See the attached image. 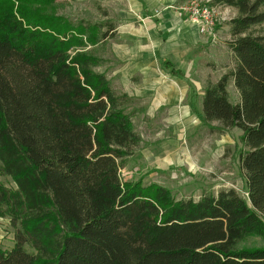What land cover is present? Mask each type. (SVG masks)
Here are the masks:
<instances>
[{
	"label": "trees",
	"instance_id": "trees-1",
	"mask_svg": "<svg viewBox=\"0 0 264 264\" xmlns=\"http://www.w3.org/2000/svg\"><path fill=\"white\" fill-rule=\"evenodd\" d=\"M235 7V66L207 79L192 108L242 131L246 197L235 188L178 198L145 175L124 180L142 140L106 72L114 22L73 20L60 0H0V264H264V0ZM164 67L171 65L163 62ZM240 100L231 101L230 81ZM246 244V245H245Z\"/></svg>",
	"mask_w": 264,
	"mask_h": 264
},
{
	"label": "rangeland",
	"instance_id": "rangeland-1",
	"mask_svg": "<svg viewBox=\"0 0 264 264\" xmlns=\"http://www.w3.org/2000/svg\"><path fill=\"white\" fill-rule=\"evenodd\" d=\"M65 6L62 13L73 20L89 19L92 22L110 20L118 23V9L112 1L107 0H60ZM185 4L189 0H179ZM221 10L229 9V20L221 21L216 27V44L222 46L219 50L221 60L215 61L214 70L221 76L235 66L234 56L230 50L232 40L229 22L238 15L235 7L217 3ZM256 34L264 32V24L255 27ZM117 36V35H116ZM111 38L104 49L105 64L100 71L106 72L112 85L118 93L124 92V80L120 69L126 66L117 55L115 39ZM116 40V39H115ZM206 41V40H205ZM119 71V72H118ZM231 101L240 100L238 90L231 80L228 86ZM128 111H135L133 123L142 140L134 148L127 166L121 169L124 180L134 179L135 176L145 175V182H157L173 190L178 198L199 199L202 194L212 192L217 194L224 188H235L245 194V178L240 166V152L245 149L240 139L242 131L232 128L221 132L220 124L213 122L210 126L200 119L194 121L174 122L159 120L153 116L159 113L162 117L164 110L156 112L147 100L134 99ZM189 126L194 128H188ZM0 183L14 188V181L0 174ZM247 197V196H246ZM0 227L5 229L3 243L12 240L13 232L9 218L0 217ZM4 240V241H3ZM7 243V244H8ZM247 245H264L260 239H248ZM245 244V245H246Z\"/></svg>",
	"mask_w": 264,
	"mask_h": 264
},
{
	"label": "crops",
	"instance_id": "crops-1",
	"mask_svg": "<svg viewBox=\"0 0 264 264\" xmlns=\"http://www.w3.org/2000/svg\"><path fill=\"white\" fill-rule=\"evenodd\" d=\"M107 1L118 9L114 45L126 62L120 69L126 83L123 91H131L134 99L147 100L156 112L164 110L162 117L159 113L153 116L158 120L199 119L192 104H202L207 79L221 77L214 67L221 60L222 46L205 41L198 26L179 10V0ZM164 61L171 65L164 67ZM4 233L0 227V241ZM7 243L11 245L12 240Z\"/></svg>",
	"mask_w": 264,
	"mask_h": 264
},
{
	"label": "built area",
	"instance_id": "built-area-1",
	"mask_svg": "<svg viewBox=\"0 0 264 264\" xmlns=\"http://www.w3.org/2000/svg\"><path fill=\"white\" fill-rule=\"evenodd\" d=\"M179 10L198 26L201 36L212 43H216L218 39L216 31L218 23L230 18L228 8L221 10L218 5H213L211 0H189L182 4ZM245 194L248 196L247 192Z\"/></svg>",
	"mask_w": 264,
	"mask_h": 264
}]
</instances>
